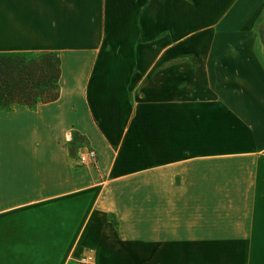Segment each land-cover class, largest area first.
Returning <instances> with one entry per match:
<instances>
[{"label":"crops","instance_id":"1","mask_svg":"<svg viewBox=\"0 0 264 264\" xmlns=\"http://www.w3.org/2000/svg\"><path fill=\"white\" fill-rule=\"evenodd\" d=\"M29 50L61 96L0 109V264H264V0H0Z\"/></svg>","mask_w":264,"mask_h":264},{"label":"trees","instance_id":"2","mask_svg":"<svg viewBox=\"0 0 264 264\" xmlns=\"http://www.w3.org/2000/svg\"><path fill=\"white\" fill-rule=\"evenodd\" d=\"M62 66L51 50L0 52V109H35L61 96Z\"/></svg>","mask_w":264,"mask_h":264},{"label":"built area","instance_id":"3","mask_svg":"<svg viewBox=\"0 0 264 264\" xmlns=\"http://www.w3.org/2000/svg\"><path fill=\"white\" fill-rule=\"evenodd\" d=\"M99 158L98 152L95 148L91 146H84L82 151L79 154V161L82 164L86 163H97ZM81 264H94L95 263V254L91 251L84 255L80 259Z\"/></svg>","mask_w":264,"mask_h":264},{"label":"rangeland","instance_id":"4","mask_svg":"<svg viewBox=\"0 0 264 264\" xmlns=\"http://www.w3.org/2000/svg\"><path fill=\"white\" fill-rule=\"evenodd\" d=\"M83 140L82 138H80L79 136L76 137V144H83Z\"/></svg>","mask_w":264,"mask_h":264}]
</instances>
